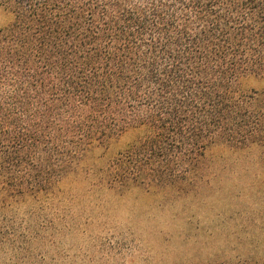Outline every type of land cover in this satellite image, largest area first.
<instances>
[{"label":"trees","instance_id":"1","mask_svg":"<svg viewBox=\"0 0 264 264\" xmlns=\"http://www.w3.org/2000/svg\"><path fill=\"white\" fill-rule=\"evenodd\" d=\"M0 11L1 203L52 194L127 132L105 169L119 192L201 183L217 144L264 160V87L245 88L264 83V0H0Z\"/></svg>","mask_w":264,"mask_h":264},{"label":"rangeland","instance_id":"2","mask_svg":"<svg viewBox=\"0 0 264 264\" xmlns=\"http://www.w3.org/2000/svg\"><path fill=\"white\" fill-rule=\"evenodd\" d=\"M8 23L0 11V28ZM263 87L245 81L246 89ZM135 138L127 132L95 148L52 194L0 200V264H216L264 257L258 148H208L204 179L191 187L119 192L108 185L105 169Z\"/></svg>","mask_w":264,"mask_h":264}]
</instances>
